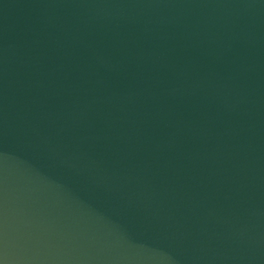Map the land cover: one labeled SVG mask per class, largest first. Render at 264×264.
I'll return each mask as SVG.
<instances>
[{
	"label": "water",
	"instance_id": "obj_1",
	"mask_svg": "<svg viewBox=\"0 0 264 264\" xmlns=\"http://www.w3.org/2000/svg\"><path fill=\"white\" fill-rule=\"evenodd\" d=\"M0 264H264V0H0Z\"/></svg>",
	"mask_w": 264,
	"mask_h": 264
}]
</instances>
